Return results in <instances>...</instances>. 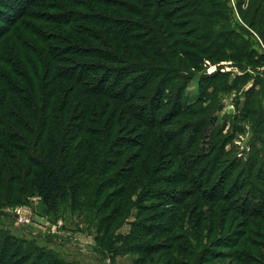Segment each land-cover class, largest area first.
Listing matches in <instances>:
<instances>
[{"label": "trees", "instance_id": "16d2710c", "mask_svg": "<svg viewBox=\"0 0 264 264\" xmlns=\"http://www.w3.org/2000/svg\"><path fill=\"white\" fill-rule=\"evenodd\" d=\"M223 1L0 0V184L4 173L5 189L14 190L12 178L27 184L45 211L59 216L65 197L76 208V192L85 186L76 177L99 176L87 182L85 193L89 199L104 194L97 208H87L89 221L96 222L95 247L112 260L140 254L133 264H205L208 253L222 245L201 244L203 238L209 242L206 233L192 248L185 217L194 221L196 236L205 222L211 234L224 230L230 210L243 219L230 236L234 242L222 243L235 247L228 264H264V117L252 103L257 85L238 115L253 114L256 121L245 147L235 143V135L221 134L213 113L201 115L207 112L201 95L229 72L200 75L199 97L189 102L184 95L191 70L205 54L220 58L232 52L238 61H253L252 49L234 45L246 44V28L264 40V0H250L245 9L242 0L236 2L246 27L230 23ZM251 63L264 64V55ZM133 127L138 135H128ZM118 160L130 164L128 172L107 177ZM134 195L175 208L154 215L156 226L135 221L126 236L116 235ZM102 210L107 212L98 217ZM206 210L208 218L202 217ZM153 235L171 245L147 243ZM130 238L132 245L115 246ZM23 243L0 230V264H65L50 251L40 253L39 246L22 249ZM168 249L164 259L161 252Z\"/></svg>", "mask_w": 264, "mask_h": 264}, {"label": "rangeland", "instance_id": "374dc122", "mask_svg": "<svg viewBox=\"0 0 264 264\" xmlns=\"http://www.w3.org/2000/svg\"><path fill=\"white\" fill-rule=\"evenodd\" d=\"M238 0H226L223 1V3L221 4V9L226 11L229 10L230 11V23L234 24L236 22H238L241 25H244L242 20L240 19L239 13H238V8L236 7V2ZM241 1V0H239ZM245 2L243 3L242 0V8L245 9L247 6L246 4L250 1V0H244ZM220 7V6H219ZM36 5H34L32 7V9H35ZM47 11V10H46ZM154 11V10H152ZM94 13V12H93ZM123 15L122 13H119L118 16ZM34 16H30L27 17V21L31 20ZM124 17H128L130 18V20L136 18L132 15L129 14H125ZM37 22V20H36ZM155 23L158 24V19L155 20ZM52 26V25H51ZM225 26V25H224ZM246 27V26H245ZM216 30L221 31L220 27H215ZM239 28H237L238 30ZM249 30L248 34H242V37L245 39L246 44L239 42L234 45V48H236V46H238L239 49H242V47H246V48H250V50L252 49L255 52V56L252 58L255 59V57H259L261 55H264V40L254 31L250 30L249 28H246ZM223 30V29H222ZM241 33V30L239 31ZM243 32V31H242ZM235 39V37H234ZM249 44V46L247 45ZM232 51V50H230ZM249 51V50H248ZM232 54V52H228L226 53V55L223 57H215L213 56V58H208L206 56V54L204 55V58L202 59V64L199 65L197 70H191L193 71L190 75V78L186 84L185 90H184V95L185 97L188 99V101H194L197 99V97H199L200 94V89H199V79H200V75L202 74H208V76L210 74L215 73L216 71H220V72H229V74H225L223 78H220V76L218 75L216 78H220L219 81L217 82H211V85H208L207 90L205 92L206 96L201 95V102L202 107H204L207 112H204L201 115H208L211 112V114L213 113V115L215 116L216 120L218 121V124L221 125L220 127L222 128L221 130V134L222 135H228V134H232L235 135V137L233 139H235V143L237 145H241L242 147H245L246 142L249 140L250 136L254 134V130H253V126L255 124V119H254V115L252 114L249 116H242L239 117L241 115V111L244 108L245 101H246V97H247V92L248 90H250L252 88V85L256 84L257 86L254 87L256 89L260 91H262L264 89V64L262 65H257L255 66L254 64H252L250 57L246 58V57H242V59H240V61L234 59L233 57H231L230 55ZM239 63V65L237 64ZM254 65V66H253ZM197 67V66H196ZM195 67V68H196ZM259 74V75H258ZM247 75V76H246ZM259 77L261 79V81H257L255 77ZM250 77V78H249ZM205 83V82H204ZM259 84V85H258ZM202 85V84H201ZM256 92L255 95H253V97H255V99L252 101V103L256 104V108L257 111L256 113H262L261 115L264 117V96L261 95V93L259 94V92ZM213 91V92H212ZM210 94L209 96H207V94ZM252 97V98H253ZM248 107V105H247ZM245 109V108H244ZM254 112V110H253ZM239 115V116H238ZM237 119H240L239 121H237V125H234V123L236 122ZM254 119V122H253ZM256 125V124H255ZM239 127V129L236 131L235 127ZM134 127L131 129L130 134L128 135H138L139 131H133ZM117 134L113 135V137H115ZM123 135H127L125 133H123ZM136 139H139V137H137ZM74 142H72L73 144ZM229 146V143L226 145V147ZM120 148V147H119ZM138 148H132L131 152H135L138 151ZM125 155H123L124 157ZM130 167V164H127L126 161H122V160H118L117 162H115V164L111 165L108 172H107V177H109L110 175H115V174H123L126 175V173L128 172V168ZM165 167V166H164ZM76 178L79 179V181H81L83 183V180H85V186H82L77 192H76V198H75V202L74 205L72 204V206H76L75 210H73L71 208V199L70 197H65L61 202H60V206L57 210V212L60 215L66 214L71 212L74 218L72 219V222L76 224V222H78V224H82L84 229L89 232L90 234H92L93 238L92 240H89L85 243H89L91 248L92 246H96V241H95V227L94 224L96 223L95 220L89 221V217L87 215H89L88 212V207H93V210L95 208H97V206L99 205L100 201L103 200V196H99V198H94L95 196H92V198H88L86 197V194L88 192V186H86L88 181H94V179L97 181V179L99 178V176L96 178H93L92 180H90L89 175L87 174H80L78 175ZM2 184H0V230L2 232H10L11 234H13L14 236L18 237L21 240H24L25 243L22 244V249H24L25 247H27V244L30 243L31 245H36L39 246L40 249V253H43L44 251L48 252L50 251L55 257H59L58 259H62L64 261L65 264H75L77 262L71 260L68 261L66 260L62 255H61V249L65 248L67 249L69 252V254H71V249L73 250H77L74 247H71L73 245H68L69 247H64L61 246V244H56L55 241H51L49 238H43L44 239V244L41 242L42 239L39 237H44L42 234L37 236V234L39 232H36L35 229V223L31 221L32 224L30 225H21L20 223H18L16 221V218L14 216V214L12 213V209H14L17 206H23L24 207V213L27 212L30 215H32V219H33V215L34 217H36V214L40 215L42 213H45V208L43 206V204L40 202L39 200V196L31 189L30 186H27V184H22L23 186H21V184L18 183V180H16L15 178H12V186L14 187V190H10V189H5L3 186L4 184L7 182L8 179V174L4 173L2 174ZM95 181V182H96ZM92 186V184H91ZM90 186V187H91ZM22 187V188H21ZM185 187L189 188L190 186L185 185ZM113 188V187H112ZM18 189H21L20 191H18ZM108 191V190H107ZM136 193L137 192L136 190ZM102 195V194H101ZM148 197V195L146 196ZM96 199V200H95ZM93 200H95V204L93 205ZM132 205H130V208L128 209V212L126 214V216L122 219V218H117L119 219L120 222V226L119 228L116 230V232H114L116 235H127L129 233L130 228L132 227L133 223L136 221H141L142 225H148L147 223H154L153 225L156 226L157 223H159L158 218H154L157 213L159 214L160 211L162 210H170L171 208H175V206L173 205H169L166 203V201L161 202L160 200H156V199H151V200H142V198H137L136 195L132 196ZM182 201L184 203H193V198H186L184 197V199H182ZM80 203H82L80 205ZM207 203V202H206ZM86 204V206H85ZM213 202L208 203V205H212ZM206 205V204H205ZM204 205V206H205ZM84 206V207H83ZM149 206H151V208H148ZM178 208V207H177ZM206 209V207L204 208ZM111 210V207L110 209ZM180 211V210H178ZM210 211V210H209ZM209 211L206 210L205 213L202 214V217H206L205 215H207L206 218L209 217ZM107 210H102L99 214L98 217H100L101 215H103L104 213H106ZM26 213V214H27ZM53 214V213H51ZM157 214V215H158ZM195 212L192 213V215H194ZM55 215V214H53ZM237 218V219H236ZM35 219V218H34ZM137 219V220H136ZM145 219H151L150 221L148 220V222L144 221ZM190 218H188V215H186L185 217V222L183 223V227L184 229L188 230V232L186 233L187 236H189L188 241H190L192 248H195V246H199L198 242L196 241V238L203 236L207 233L208 236V240L209 242H206L205 238H203L201 244H212V243H218V241H220V244L222 246L219 247H214L213 250H211V252L208 253V255L210 256V259H208L206 261L205 264H228L230 262L233 261V258L228 256L230 255V251H233V249H235V247H231V248H227L225 247L227 245V243H232L234 241H232V239L230 238V236H232L234 233H236L237 229L241 228L239 227V221L243 219V216H239L236 213H234L233 211H228V217L226 220V223L224 224V230L221 231H216L213 233H209V229L208 227V222H205L204 224H202L200 227H198L199 229L196 230L197 236L195 235L194 231H193V224L194 221L193 220H189ZM233 219V221H232ZM162 221V220H160ZM92 222V223H91ZM191 227V229H190ZM120 231V232H119ZM150 236V234H148ZM147 235V237H148ZM225 237V238H224ZM228 238V239H226ZM205 239V240H204ZM226 239V240H225ZM231 239V240H230ZM256 239V241H263V237L258 236ZM133 239H128L127 241H122V243L120 244H116L115 246H120V245H125V246H129L132 245L134 242L132 241ZM150 241H146L147 243H151L153 241V243H156V245L158 246H162L164 247H169V245H171L170 243L165 242V240H162V238L160 237H155L154 235L151 236V238H149ZM152 240V241H151ZM136 241V240H134ZM224 241H227L226 244H222L225 243ZM53 242V245L51 246L50 243ZM138 243H143L138 241ZM42 246V247H41ZM82 252H86L88 251V249L85 251L83 246L81 245V248H79ZM104 249V248H102ZM198 249V248H196ZM237 249V247H236ZM249 249V248H246ZM255 252L256 250L258 251L259 248L255 247L254 248ZM65 251V250H64ZM252 251V250H251ZM91 252H97L95 251V249H92ZM98 256L97 259H99L100 261L104 262V264H133L135 258L137 255L140 254H134L132 253H125V254H119L118 256L115 257L114 260H112L110 258V256L108 255V253L106 252V254H101L100 252H97ZM163 253V257H165L164 259H166V253L169 254V249L167 251L161 252ZM218 253V254H216ZM181 254V253H180ZM155 257L157 258V256L155 255ZM31 258H34V256H31ZM155 258V260H156ZM182 258H185L186 260L189 259V257L187 256H182ZM181 258V259H182ZM48 260V259H47ZM250 260V258H249ZM45 261V260H44ZM164 261V260H162ZM249 262H252L251 260ZM78 264V263H77ZM156 264V262L154 263ZM254 264V263H252Z\"/></svg>", "mask_w": 264, "mask_h": 264}, {"label": "crops", "instance_id": "0c3cea01", "mask_svg": "<svg viewBox=\"0 0 264 264\" xmlns=\"http://www.w3.org/2000/svg\"><path fill=\"white\" fill-rule=\"evenodd\" d=\"M34 217V215H33ZM36 218L41 225H35L36 232H39L37 236L43 235L44 237L39 236L42 239V243L44 244L43 238H49L51 241H55L56 244H61V246L69 247L68 245H73L71 247L76 248L77 250H71V254L67 249H61V255L68 261H75L78 264H104V262L97 259L98 250L93 245L92 248L89 243H85L89 240H92L93 236L89 232H87L82 224H78V222L73 223L71 218H74L72 213H66L63 215H53L51 213H42L40 215L36 214ZM57 220L63 222V226L57 229V232L52 234L47 230L44 231L45 226H51L57 222ZM120 232V231H119ZM53 245V242L50 243ZM83 246L84 250L88 251L82 252L79 248ZM92 249H95L97 252H91ZM65 250V251H64Z\"/></svg>", "mask_w": 264, "mask_h": 264}, {"label": "built area", "instance_id": "2783aa9c", "mask_svg": "<svg viewBox=\"0 0 264 264\" xmlns=\"http://www.w3.org/2000/svg\"><path fill=\"white\" fill-rule=\"evenodd\" d=\"M24 207L23 206H17L14 209H12V213L14 214L16 221L20 223L21 225H30L32 224L31 221L36 222L35 225H41L42 223H38L39 221L34 217L32 219V215L29 213L25 212L24 213ZM27 213V214H26ZM63 226V222L57 220V222L51 226H45L44 231L47 230L49 233H56L57 229L59 227Z\"/></svg>", "mask_w": 264, "mask_h": 264}]
</instances>
